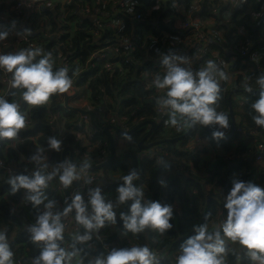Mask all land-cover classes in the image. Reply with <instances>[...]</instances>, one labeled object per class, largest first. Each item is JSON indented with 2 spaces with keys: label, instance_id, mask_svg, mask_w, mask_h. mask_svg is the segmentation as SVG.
Returning <instances> with one entry per match:
<instances>
[{
  "label": "clouds",
  "instance_id": "obj_1",
  "mask_svg": "<svg viewBox=\"0 0 264 264\" xmlns=\"http://www.w3.org/2000/svg\"><path fill=\"white\" fill-rule=\"evenodd\" d=\"M23 32L28 33L30 29L25 28ZM8 36L9 30H0V41L6 40ZM41 51L36 47L0 53V70L11 74L10 87L22 89V101L31 106L45 105L52 94L65 93L72 86L68 69H54L51 53L41 55ZM160 63L166 71L162 77L157 75L153 84L157 89L164 90V95L156 98V105L167 111L168 124L176 127L178 131L196 124L217 125L211 136L213 139H222L225 135L223 130L229 127V117L224 112L216 111L214 105L220 99L221 91L217 77L221 80L227 79L225 72L212 60L207 61L203 68L193 71L183 66L187 63V58L175 53L163 54ZM256 83L260 91L259 98L250 106L255 113L252 119L256 125L264 128V75L257 77ZM244 88L245 91L252 90L248 84ZM25 126L26 116L20 110L19 103L0 96V140L17 138ZM122 135L131 140L130 135ZM62 147V140L55 136L47 138L48 149L60 152ZM42 152L43 149L38 148L29 157L30 161L39 165L31 175L11 176L7 183L12 193L20 189L26 190L27 199L38 212L35 223L28 231L31 233V242L36 245L43 242V247L40 248L39 255L33 257L32 264H69L76 252H66L57 244V241L64 239L61 217L74 210L75 221L85 230H90L84 235L76 236V240L84 242L91 238L90 232L103 228L106 221L116 223L114 204L112 200H106L101 188L96 186L88 190L87 202L80 193H76L62 212H54L52 209L55 201L48 199L45 193L48 182L58 177L60 184L67 189L90 165L85 161L78 170L66 158L51 172L45 173L43 169L47 164L42 163L46 159ZM138 178L139 172L136 168H130L121 177L123 183L116 189V203L128 205V213H121L120 216L123 228L126 233L132 234L144 232L146 229L164 234L173 227L170 222L173 217L172 205L147 199L145 191L134 183ZM159 183L164 186L166 182L160 180ZM42 204L44 210L41 212L39 206ZM89 207L91 214L88 212ZM223 207L226 209V217L219 229L210 232L207 223L193 226V234L180 245L176 264H223L224 256L221 254L226 252L224 237L238 243L252 262L264 264V188L251 181L234 179L232 187L224 195ZM0 264H14L13 252L3 230H0ZM89 264H160V261L147 245H133L112 248Z\"/></svg>",
  "mask_w": 264,
  "mask_h": 264
},
{
  "label": "trees",
  "instance_id": "obj_2",
  "mask_svg": "<svg viewBox=\"0 0 264 264\" xmlns=\"http://www.w3.org/2000/svg\"><path fill=\"white\" fill-rule=\"evenodd\" d=\"M106 1H107L106 3H103L104 10L110 16L111 20L109 24L105 26L103 31L104 34H102L101 40L103 42V45L113 44L117 41V39L121 37H126L128 39V37H130V35L134 33L135 28L138 27H143V28L158 27L160 30L164 31L169 35L174 34L176 32V30L172 28V24H167V25L162 24L161 13L164 10L162 6L161 7L159 6V9L153 11V13L151 14L153 20H155L154 22L149 20L146 21L145 23L133 24V22L129 20L130 14L127 15L121 12L117 13V11L116 12L111 11L114 4L113 1L116 0H106ZM134 1L140 4L141 3L144 4L142 6L141 12L145 11L144 6L146 7L154 6L155 4L153 0H134ZM84 2L87 3L90 9H92L102 4L103 0H78V2L76 0L77 5L78 4L81 5ZM246 2L250 3L251 7H253L255 0H246ZM257 5L258 6L257 7L254 6L253 9H256V11L258 12L255 13H260L261 16L259 17L258 24L255 26L256 28L254 29V31L255 32L258 31L259 33L260 26L264 22V0H259V4ZM136 7L137 6L133 7L132 11H138L136 10ZM46 11L47 13H49V16L51 17V23H55L51 12H49V10H45L44 12L46 13ZM206 12H207L206 14L209 13L208 11ZM75 13L79 14V12H76V10ZM72 17H75V15L70 11L68 14L64 16V20H63V22H65L64 24H66V21L71 20ZM79 18H82V21H84V27L79 28L75 32V35L73 37H71L70 35L62 36V40L66 42V44L71 43L72 48L75 50L73 52L74 57H78L80 59V65L84 66L85 60L88 57V53L92 50L90 43H92L91 33L93 31V25L90 23V20L87 17L80 15ZM115 19L120 21L118 23L119 24L122 23V25L118 33L115 32L113 34H110L108 29L109 27H111V23L115 22ZM108 20H109L108 18L103 19L104 21L103 23H106ZM246 20H248L247 24L251 22L249 17ZM39 21L40 23H42L41 19H39ZM59 21L62 27L64 24L61 23L60 19ZM221 22H223L222 28L225 31L228 30V26L225 23V19L222 20ZM167 26H170L171 30H169ZM28 37H30L29 34ZM34 38L35 37H33L32 39ZM221 43H223L224 45H229L230 39L225 41L223 40ZM211 47L212 45H209V49L212 51ZM66 50L67 48L61 49V51L63 52H65ZM45 51H47V49H45ZM158 58H159L158 54L155 53L154 47L150 43L149 48L144 47L137 51L135 50L134 52L130 53L128 57L121 59L120 65L122 69L124 68L123 69L124 75L121 78H117L118 71L117 69H114V72H110V71L103 72L102 75L92 78L89 82L91 96L95 101V103L100 101L99 98L103 97L104 95L114 97L113 96L114 93L115 92L117 93V105L119 104L123 106L115 114H111L109 116H113V115L119 116L122 112H125L124 114L126 115L132 114L134 117L133 119L137 120L138 122L135 125H131L127 131H129L136 125L140 124L141 122L157 121L156 120L157 114L154 110L155 101L150 98L152 92L147 88L145 83L142 81V78L139 77V73L141 69L145 70L146 68H151L153 64L152 60L155 61ZM259 59L260 60L256 62L253 63L250 62L249 66H247V71L245 73L246 75L244 79L241 76L236 75V70H237L236 63L235 64L233 63L229 66V70H230L229 73L231 75L230 85L228 83L227 85L224 86V82L226 79L221 80L219 79V77H217L221 91H220V99L216 102L214 107L216 108V111L224 112L229 117V127L226 130V134L222 139L228 137L231 134V120H230L229 105H228V95L231 92H234L232 97L241 96L243 98V102L241 104L239 103L235 104L231 101L232 111L234 117L237 120L236 124L242 129L248 131L252 129H257L258 131L264 134V128L256 125L255 122L253 121L252 116L255 113L250 107L251 104L256 99L259 98L260 89H259V85L256 83L257 77H259L260 75H264V56L263 58H259ZM242 60H244V58H242ZM207 61H209V59L207 58L206 55V61L203 63L202 68L206 66ZM215 63L217 64V62ZM222 65L223 64H217V66L222 71H224ZM1 73L6 74L7 72H1ZM108 73H112V75H109ZM157 74L162 75L160 73ZM89 76H94V75L85 72L79 74L77 83L78 84L82 83ZM245 84H248L252 90L245 91L244 88ZM13 91L14 89H12L10 94L7 96V100L11 101L10 95L12 94ZM103 114L105 118L104 121L101 123H97L95 121L94 123L98 129L100 128L103 129L105 126L110 125L108 124V119H107L109 116L106 113ZM34 117L36 119L34 128L25 132L23 136L27 140H25V142L22 143L16 151L8 150V149L4 150L2 140H0V159H5V158L11 159L10 157H12L13 159L11 160L17 163L20 157H22L24 161H26V163L18 166L20 167V173L18 175L21 174L31 175L32 171L38 168V164H35L29 159V157L32 154H34L38 148L41 147L43 149L42 155L46 156L47 167H51L53 169L56 167L58 163H61V151L66 147L74 146L73 137L70 135H66L63 136L62 138L63 147L60 152H56L55 150L48 149L47 138L49 136L56 135V130L54 126L49 125L40 120L41 117L40 110L34 111ZM105 122H107L106 125ZM157 123L158 124H156L150 136L151 142L170 140L182 135L187 130L185 129L183 132L176 134L175 136H168L164 132L165 122L159 121ZM103 125L105 126L103 127ZM206 127L211 131V133L213 130L217 129V127H213V126H206ZM196 129H199L200 134L209 145L220 146L225 150L227 149L233 150L231 152L228 151L226 155L238 153L242 150L241 148L244 146L243 141L240 140L239 142V136L241 135H239L237 132H234L229 139L222 140V139H213L211 134H208L204 130L202 125L199 124L194 125L193 132H195ZM145 133H146L145 128L142 127L138 131L130 134L131 140L127 139L126 136L124 135L116 133L118 138L127 141L128 145L133 149V152H128V153L126 152L122 156H120V158L115 156L114 160L102 170H111V171L119 170L123 176L127 173V171L130 168L134 167L139 172L138 179L141 180V182H138L136 180L134 181V183L145 191V197L147 199L158 200L161 202V204L172 202L174 199H177L180 202L183 201L182 206L184 212L181 215L172 217L170 222L172 223L173 227L164 233V235L168 237L167 241L165 242L166 245H169L168 248L167 246L166 247L159 246L165 248V254L158 257L160 264H176V257L180 252V245L186 238H188L190 235L193 234V226L207 223L208 231L210 232L214 231V227L217 225L215 224L216 221L222 222V220L226 217V209L223 207L224 195H226L229 189L232 187L233 180L238 179L246 182L250 181V175L253 172V167L251 166L249 161H240L234 164H230L229 161L220 160L218 164H216L215 162L213 169L210 168V170L206 171V176H205V173H203V171L201 170V168L203 167L208 168L209 164L207 165L205 163V160H203L202 163L201 161L202 159H200L198 155H193L178 151V148H183L185 146L187 139L192 136V133L188 138L184 139L183 141L177 143L169 142L162 144L160 146L161 148L162 146H170L165 148V150L168 151L164 156L166 159L169 158V151L171 148H175L177 150L176 151L172 149L176 153L177 157L186 163L182 167V169H178V164H175V161H173L172 164L168 166L164 163H160L161 161L160 158L162 157L163 153L158 154L155 159L138 158L135 154V152L138 151L137 144L145 136ZM36 135L39 136L37 138V144H34L31 140H29V138L35 137ZM234 141H238V144L234 143L232 148H230L231 144ZM87 160L91 161V158L85 159V161ZM76 161L80 163L84 161V159L77 157ZM168 164H170V162ZM185 170L186 171L192 170L193 174H189L187 178H185L184 180L183 176L178 175L177 171L182 172L184 174ZM167 176L168 179H165ZM230 179H232V181ZM160 180H164L166 182L164 186H161V184L159 183ZM200 180H204V185L201 184ZM262 181L263 180L260 179V183H262ZM122 183L123 181L121 179L115 181L110 185H108V190L112 192H116L117 187ZM75 184L76 183L73 182L72 185ZM206 185H211V189L213 190V192L212 190L206 192L205 189L203 188V186ZM189 188H193L196 193L191 199V207L188 206L189 200H187V198L184 197L187 189ZM23 190L24 189H20L17 192L12 193L10 190V185L7 183V178L0 170V230L6 232L10 249L13 252V260L15 261L16 259H21L24 264H32L33 257L39 255V251L40 248H42V246L40 244L39 245L34 244L33 242H31L29 238L31 233L28 231V228L35 223L36 216H35V209L32 207V203L27 199L26 190H24L26 194V199L30 205L24 208L23 210L19 209V212L16 215H14L12 212V205L16 204L19 201ZM220 190H221V196L219 197L217 191ZM48 197L51 200H54L55 203H59V200L63 202L62 200L63 198L60 195L58 196L55 195V192L53 198L51 196ZM41 206L42 205H40L39 207V211L41 209ZM216 208H218L221 211L222 213L221 215L216 216L217 215L216 212L217 210H215ZM22 213L26 214L29 217V221L31 223L30 226L23 225L20 222V215ZM121 213L124 214L128 213L127 204L122 205ZM206 214H207V219H205ZM116 223L122 229V231L125 232L123 228L122 220L119 219L117 220ZM12 234L14 235V239L10 241L9 236H11ZM153 236L154 235L151 229H146L144 232L135 234L136 245H147L148 247H150L149 245L152 242ZM122 247H130V246L126 241L118 240L115 236L110 235L108 237V250H111L112 248H122ZM240 247L241 246L236 242H233L232 246L230 245L225 246L226 252L224 254H221L224 256L223 264H255V262H252L245 255V253L239 255V252L237 250H239L238 248ZM72 250L78 252L83 256L84 264H89L90 260H88L89 258L88 254L74 247Z\"/></svg>",
  "mask_w": 264,
  "mask_h": 264
},
{
  "label": "built area",
  "instance_id": "obj_3",
  "mask_svg": "<svg viewBox=\"0 0 264 264\" xmlns=\"http://www.w3.org/2000/svg\"><path fill=\"white\" fill-rule=\"evenodd\" d=\"M156 1V0H155ZM55 0H15L14 9L16 11V14L18 16H22L23 14H26L32 18L37 16L38 19H41L42 21L45 18V10H51L52 6L54 4ZM78 2V0H77ZM106 0H103L102 4L98 5L96 8L90 9V7L87 5V3L76 4V12H79L84 17H87L90 20V23L93 25V31L91 33L92 37V43L91 47L92 50L88 53V57L85 60L84 66L80 65V59L78 57H74L73 52L75 51L72 48L71 43L66 44L63 40H61V37L64 36L65 33V27H60V29L55 33L51 34L50 29L44 30L39 34V37L37 38H30L28 37V33L23 31H17L14 33V36L11 40L10 46L15 47H25V48H36L39 47L42 50L43 43L45 40L49 38L55 37L56 40H54L55 46L58 48V53L56 57V66L54 68H60L65 67L68 69V73L72 78V86L69 90H71L74 85L78 81L79 74L85 72V73H91L96 76L102 75L103 72H114V69H117L118 76L117 78H121L124 75V68L122 69L120 65V61L122 58L128 57V55L135 50L142 49L144 47H148L151 43V45L154 47V51L156 54H158L159 58L157 60H152V67L146 68L145 70H140L139 77L142 78V81L145 83L147 88L152 92L150 95V98L155 101V112L157 114V120L158 121H164V132L168 136H175L176 134H179L183 132L186 127L181 128L179 131L176 129V127L171 126L168 124V113L165 110H161L156 105V98L158 96L164 95V90L157 89L154 84L153 80L158 75L157 73H160L161 77L164 75L166 69L165 67L160 63V60L162 59L163 54H169V53H179L178 48L180 47L182 49V52L180 54L183 57L187 58V63H185L183 66L186 68H190L193 71H197L200 68H202L203 63L206 61V55L207 53H211L212 51L209 49V45L215 44L217 39H221V31L220 28H222V22L218 24V29L211 28L209 26V23L206 22L203 24L205 18H203L199 12L191 11L189 14L186 15V17L180 21V26L178 30L174 34H167L164 31L160 30L158 27L154 28L153 35L150 37V41H148L144 36V28L138 27L135 28L134 33L128 37H121L117 39V41L113 44L103 45V42L101 40L102 34L104 31L105 26L109 24L110 22V16L107 14V12L104 10L103 3H106ZM115 4V1H113ZM118 5V1L117 4ZM158 3H155L153 8L156 10L159 9ZM137 6V3L134 0H127L125 3L120 4V12L124 14H130L129 20L133 22V24L138 23H145L146 16L141 11H132L133 7ZM119 12V13H120ZM65 16V11H62V13L59 16V19L61 20V23L63 22ZM256 18H259L261 16L260 13L254 14ZM108 18L109 20L106 23H103V19ZM225 19V23L228 27L232 28L234 30L233 33V42L231 43V52H232V58H236L241 60L239 62L243 63L245 62L242 60V58H245L248 56V60H251L252 62H256L258 59V55L255 53H250V47L253 45L251 41L252 38L249 35V32H247V25L244 19L241 18H234L229 15L223 16ZM118 19V18H117ZM208 21V20H207ZM120 21L117 20V33L120 29V24L118 23ZM67 25V24H64ZM114 25V22L111 23V26ZM208 26V27H207ZM259 33L264 34V22L261 24ZM17 33H20L17 35ZM259 41V39H258ZM257 39L256 43H258ZM8 45H0V53H8L11 52L7 50L9 48ZM54 46V47H55ZM62 48H67L65 52L61 51ZM79 60V61H78ZM247 60V61H248ZM223 69L227 71L229 63H223ZM1 72H4L0 70ZM245 71H240L239 69L236 70V75L241 76L243 79L245 78ZM227 79L229 78V75H226ZM4 84H7V88L5 91L0 94V96H4L5 99H7V96L12 91V88L10 87L11 82L5 81ZM225 86V84H224ZM68 90V91H69ZM54 97L52 98L51 102L58 104L60 107L64 108L65 105H67V91L65 93L56 94L54 93ZM77 93L72 92V97H76ZM78 97V96H77ZM243 100L240 99L238 103L240 104ZM26 116V126L24 129H22L15 139H4L2 140V144L4 146V150H17L18 147L27 140L23 135L28 130L34 128L35 121L32 119V114L29 110L23 108L20 109ZM48 112V111H47ZM93 113V121L97 123H101L104 121V114L102 110L95 109L91 111ZM125 112H122L119 116H109L108 124L117 127L120 131H127L131 125L137 124V120L133 119V115H126ZM45 117L47 119V124L52 125L56 128H59V133L54 135L57 137V139L62 140L63 138V130L60 128L62 125L61 115L60 114H54L51 115L49 112L45 113ZM87 116L83 115L81 117V121L77 124L78 128H83L85 124H89L92 122V120ZM213 127H218L217 125H209ZM226 130H223L226 134ZM114 132V131H113ZM235 132H237L239 135L243 137L244 146L241 148L242 150L238 153L234 154H228L226 155V160L229 161H249L251 166L253 167V172L250 175V181L261 186L264 188V134L258 131L257 129H252L250 131L240 128L237 124H235ZM39 135H36L35 137L29 138L34 144H37V138ZM107 145L104 144V147ZM41 148V147H40ZM42 149V148H41ZM165 149V148H164ZM167 151V150H166ZM178 151L183 153H189L193 155H198L200 159H203L207 151L206 143L202 135L200 134L199 129H196L195 132H192V136L187 139V142L183 148L178 149ZM163 153V149L154 147L150 150L141 151L138 150L135 152L136 156L138 158H156L158 154ZM74 154L77 157H80L82 159H88L91 158V162L93 165H97L100 163H103L106 161L108 157V151L107 149H99L95 150L94 146H91L86 150L83 154L80 153L77 150H74ZM93 154V155H92ZM166 154V153H165ZM92 155V156H90ZM45 156V155H44ZM46 157V156H45ZM11 159L5 158L0 159V170L3 172L4 176L7 178L11 176L18 175L20 173V167H18L19 162H23L24 159L20 157L19 161L17 163L13 162ZM26 163V161H24ZM47 159H45L42 163H46ZM39 167V165H38ZM53 169L51 167H46L43 169L45 173L51 172ZM35 171V170H33ZM32 171V172H33ZM108 172V171H106ZM93 172H87L84 171L81 173L80 178L74 183L75 185H71L69 187V196L68 199L71 203L72 197L76 193H80L82 197L84 198L85 202H87L88 199V190L91 189V186L94 182L97 180V176L94 175ZM189 174H193L192 170H185L184 176L187 178ZM101 177L104 178V181H106V177L101 175ZM260 179L263 180L262 183H260ZM138 182H141V180L137 179ZM48 185L52 190L55 192L56 195H60L63 200H66L65 194H64V187L60 184L58 177H54L51 181L48 182ZM103 190H105L106 186L102 187ZM195 191L193 188H189L186 191L185 198L189 200L188 206L191 207V199L195 195ZM30 204L26 199L25 191L23 190L21 198L16 204L12 205V212L14 215H16L19 212V209H24L28 207ZM44 208H41L40 211L42 212ZM63 210H57V212H62ZM89 214H91V209L89 207L88 209ZM224 220V219H223ZM222 220V222H223ZM20 222L23 225L30 226L29 217L22 213L20 215ZM61 222L64 225V232L63 235H68L72 239H76L77 235H81L80 230L78 229L77 225L73 222V219L70 214L67 216L61 217ZM107 221L105 222V226L101 229H99L97 232H90V235L92 238L102 247V249L107 253L108 251V230L109 225H107ZM90 231V230H87ZM227 243L225 246L230 245L232 246L233 242L231 240H227ZM40 245L43 247V242L40 243ZM66 252H73V247L69 243H64V247ZM155 252L157 258L161 255L165 254V248L163 247H155L151 249ZM14 264H24L21 259H16L14 261ZM69 264H77L75 256L71 258L69 261Z\"/></svg>",
  "mask_w": 264,
  "mask_h": 264
},
{
  "label": "crops",
  "instance_id": "obj_4",
  "mask_svg": "<svg viewBox=\"0 0 264 264\" xmlns=\"http://www.w3.org/2000/svg\"><path fill=\"white\" fill-rule=\"evenodd\" d=\"M117 1H118V5H116ZM126 1L127 0H116L115 4H113V8L111 9V11L112 12L117 11V13H119L121 10L120 4H123ZM14 2H15V0H0V30H5V29L9 30V36L6 38V40L0 41V45L1 46L2 45H8L9 48H11L10 51L15 52V51H19L20 49L23 48L21 46L15 47V48L10 46L11 40L14 36V33L17 31H23L25 28L30 29V32H28V34L30 35L31 38L39 37V34L41 32H43L44 30H47V29H50L51 34H55L61 27V24L59 21V16L62 13V11H65V15L68 14L70 11L75 15V17H72L71 20L66 21L67 25L62 26V27L66 28L65 29V33H66L65 35H70L71 37H73L75 35V32L79 28L84 27V21H82V18H79V14L75 13L76 0H55L54 4L52 6V9L49 10V12H51V14L53 16V20L55 21V23H51V17L49 16V13H47V11L45 13V18L42 21V23H40L37 16H35L34 18H32L26 14H23L22 16H18L16 14L15 9H14ZM153 2L160 4L159 6L160 7L162 6V8H164L163 12L161 13L162 24L163 25L172 24V28L174 30H178V28L180 26V21L183 20L186 17V15L189 14V12L196 11V10H197V12L200 13L201 16L203 15L202 16L203 18L206 19V20H204L203 24L208 22L209 26L211 28H215V29H218V24H220L221 21L224 20L223 16L228 15V13H229V15L231 14V16L234 18L244 19L246 24L248 21L246 19L249 17L251 22L247 24V27L249 26V28L247 29V32H249V35L251 36V38L253 40L251 42L254 44L255 40L253 39V36L257 39V41L259 39L258 43H256V46L254 47V49L250 53L253 52V53L258 55L257 61L260 60L259 58H263V56H264V46H263L264 34L258 33V31L257 32L254 31V29L256 28L255 26L258 24L259 18H256L254 16V14H257L255 12H258V11H256V9H253V7L258 6L257 4H259V0H255L253 7H251V4L247 3L246 0H156V1L153 0ZM136 3H137L136 10L142 11V6L144 4H142V3L140 4L138 2H136ZM144 8H145V11H143L142 13L146 16V20L147 21L151 20L154 22L155 20H153L151 14L156 9L153 8V6H147V7L144 6ZM206 11H208L209 13L206 14L207 13ZM260 12H261V10H260ZM13 24L15 25V27H13ZM56 24H57V26H56ZM120 25H122V23ZM120 28H121V26H120ZM154 28L155 27L144 28V36L148 41H150V37L153 35V32H154L153 29ZM167 28L169 30H171L170 26H167ZM108 31L110 32V34H113L117 31V19H115L114 25L109 27ZM220 31H221V39H217L216 43L212 44V47H211L212 52L207 53V58L209 60H215L214 62H217V64L229 63V66H230L231 64L236 63L237 67H238L240 60L236 59V58L235 59L232 58V52L230 50L231 43L233 42V39H234L233 38L234 30L232 28L228 27V30L225 31L223 28H220ZM103 34H104V32H103ZM230 36H231L232 40H231ZM229 39H230L229 45H224L223 43H221L223 40L225 41V40H229ZM49 40L45 41L42 44L43 47H42L41 55H43L45 53H51V59L53 61V67H54V66H56V57H57V53H58V48L55 46V43H54V40H56L55 37L49 38ZM61 40H62V37H61ZM147 48H149V46ZM222 48H223V50H222ZM45 49H47V51H45ZM177 50L179 52L177 54L182 56L180 54V52H182V49L179 47ZM229 66H228L227 71L224 70L225 74L229 75L228 79H226V80L224 79L225 85H227L228 83L230 85L231 75L229 73L230 72ZM88 74H91V73H88ZM108 74L112 75V73H108ZM10 75H11L10 73L3 74L0 72V94H2L5 91V89L7 88V84H4V82L7 80H8V82H11L10 81ZM92 78H95V77L89 76L82 83H80V84L76 83L71 90L67 91V93H68V96L66 98L67 105H65L64 108L60 107L56 103L51 102V100L55 94H52L50 96L49 101L45 105H40V106L28 105L27 103L22 101L21 93L23 90L18 89V88L16 90L14 89V91L10 95L11 101L18 102L20 105V109L25 108V109L29 110L30 113L32 114V119L35 122H36V119L34 117V111H37V110L41 111L40 120L45 122V123H48L47 119L45 117V113L49 112L51 115L60 114L61 120H62V125L60 126V128L63 130L62 134H63V136L70 135L73 137L74 146L72 148L74 150H77L83 154L86 150H88L89 147L94 146L96 151L99 149H107L108 157H109V151H110L109 150V144H108L107 138L103 135V133L101 131L102 128L98 129L97 126H95L92 122H90L89 124H85L83 128L77 127V124L81 121V117L83 116L80 113V110L84 111V112H87V111L91 112L95 108H98V109L102 110L103 113H106L109 116L111 114H115L123 106V105L121 106L119 104L117 105V93L116 92L113 95L114 97L104 95L103 97L99 98L100 101L95 103V101L93 100V98L91 96V91L89 88V82ZM73 91L77 93L76 97H72ZM240 99L243 100V98L241 96H237V97L235 96V97L231 98V101L236 104V103H238V101ZM110 107H112L113 111L110 110ZM234 120H235V124H236L237 123L236 118ZM92 121H93V119H92ZM106 123L107 122H105V125H106ZM105 125H103V127ZM54 128L56 130V134H58L59 128H56V127H54ZM144 128H145L146 132L149 129V127H144ZM186 128L188 129V127H186ZM57 130H58V132H57ZM110 134L112 135V138H113L114 143H115V156L116 157L120 158V156H122L126 152L127 153L133 152V149L128 145L126 140L118 139L116 137L115 132H113V130L110 131ZM240 140L243 141L242 136H239V142H240ZM150 142H151V139L149 137L145 141V144H148ZM205 143H206V148H207V151L205 152L206 156L201 161L203 163V160H205V163L207 165L208 164L209 165H208V168L203 167V168H201V170L203 171V173H205V176H206V171L210 170V168L213 169L215 162H216V164H218V162L220 160L227 161L226 160L227 152L228 151L231 152L233 150L232 149L225 150L220 146H211L206 141H205ZM234 143L238 144V141H234L231 144L230 148H232ZM104 144H106L107 146L104 147ZM160 146L161 145H156L154 147L160 148ZM167 147H170V146H162L163 155L160 158V160L163 162L160 161V163H164L168 166V165H171L173 161H175V164H178V169H182V167L186 163L177 157L176 153L173 151V150H176L175 148L170 149L168 159H166L164 157L165 153L168 152L164 148H167ZM178 149L180 150V148H178ZM66 157H68V154L66 155ZM108 157H107V159H108ZM10 158L13 159L12 157H10ZM74 160H75V162H77L75 154H74ZM84 162H85V160L80 162V163L79 162H77V163L83 164ZM87 162L89 163L90 166H96V165H93L92 162L89 160H87ZM169 162H170V164H168ZM237 162L238 161L229 160L230 164H234ZM24 163H25L24 161L19 162L18 166L21 164H24ZM201 166H202V164H201ZM106 171H108V172H106ZM92 172L95 173L94 175L97 176V180H96V182L93 183L91 188L99 186L102 190V194L104 195L105 199L113 201L114 212L116 213V222H117V220H119L120 216H121L122 205L116 203L115 198L117 196V192H112V191L108 190V185H110L111 183H113L115 181L120 180L122 177V173L119 170L111 171V170H102V169L98 170V171H92ZM177 173H178V175L181 174L180 176H183V178L185 180L186 177L184 176V174L182 172L177 171ZM101 175L106 177V181H104V178L101 177ZM165 179H168V176ZM204 180H200L201 183L202 182L204 183ZM202 185H204V184H202ZM103 186H106L105 190H103V188H102ZM203 188L205 189L206 192H209L212 190L211 185L203 186ZM47 192H48V194H47ZM212 192H213V190H212ZM45 193H46L47 197L48 196H51L52 198L54 197V192L51 190L49 185L45 189ZM217 194L218 195L220 194L219 195V197H220L221 196V190L217 191ZM185 195H186V193H185ZM48 199H50V198L48 197ZM45 202H47V201H45ZM182 202H180L177 199H174L172 202L167 203V204L172 205L173 216L181 215L184 212ZM66 205H67L66 200H63V202L59 200V203H54V207L52 210L54 212H57L58 209L63 210L64 207H66ZM41 208H43V204H42ZM218 211H217V213H218ZM37 214H38L37 209H35V216ZM69 214L71 215V213H69ZM221 214L222 213H220L219 215H221ZM107 223H108L107 225H109V230L107 232L108 237L110 235L115 236L118 240L126 241L129 244V246L136 245L135 234H132L131 232H127V233L123 232L122 229L117 225V223H115V224H111L109 222H107ZM220 224L221 223L217 224L214 227V229H219ZM152 233L154 236H153L152 242L149 245L150 250L152 248L157 247V246H164V247L167 246L165 244V242L168 239L167 236H165L164 234H160L155 230H152ZM9 237H10V241H12V239H14L13 234ZM224 239H225V244H226L227 243L226 241L228 238L224 237ZM76 241L83 246H87V247L90 246V244L87 241H84V242H81L78 240H76ZM64 243H67V242L62 241V248L64 247ZM238 249L239 250H237V251L239 252V255L240 254L242 255V253H244V252L241 250V247ZM73 252H74V250H73ZM75 258H76L77 264H84L83 263V256L81 254H79L78 252H76ZM94 259L95 258L92 256H89V258H88V260H90V261H94Z\"/></svg>",
  "mask_w": 264,
  "mask_h": 264
},
{
  "label": "water",
  "instance_id": "obj_5",
  "mask_svg": "<svg viewBox=\"0 0 264 264\" xmlns=\"http://www.w3.org/2000/svg\"><path fill=\"white\" fill-rule=\"evenodd\" d=\"M253 39L256 41V38L254 36H253ZM255 46H256V42H254V44L251 46L250 52L254 49ZM7 50L10 51L11 48H8ZM244 60L247 61L248 60V56H246L244 58ZM233 94H234V92H231L228 95L229 115H230V120H231V134L228 137H226V138H224L222 140L229 139L233 135V133L235 132V120H234L235 118H234V114H233L232 107H231V98H232ZM80 113L82 115H88L91 120L93 119V113L92 112H89V111L84 112V111L80 110ZM92 123L94 124L93 121H92ZM156 124L157 123L155 121H144V122H141L140 124L136 125L135 127H133L132 129H130L127 132L119 131L116 127L111 126V125L105 126L101 131H102L103 135L108 140L109 150H110L109 151V157L102 164H99V165H96V166H90L86 171H98V170H101V169L105 168L106 166H108L114 160V158H115V143H114V140L112 138V135L110 134L111 130H114V131H116L117 133H119L121 135H122V133H126V134L130 135V134L138 131L142 127H149V129L145 133V136L137 144V148L139 150L145 151V150H148V149H150V148H152V147H154L156 145H162V144L169 143V142L177 143V142L183 141L184 139L188 138L191 135V133L193 132V129H194V125H193L190 128L188 127V129L182 135H180L178 137H175L173 139L156 141V142H150L148 144H145V141L150 137V135L153 132V129L156 126ZM203 128L208 134H211V131L206 126H203ZM67 154H68V157H66ZM66 158L70 162L75 164L78 169H79L80 165H82V164H79V163L75 162V160H74V149L72 147H66V148H64L61 151V162H63ZM64 193H65L66 203L70 204V201L68 199V196H69L68 188L67 189L64 188ZM70 213H71L73 222L77 225L78 229L80 230L81 235H84L87 230H85L82 225H79L75 221V219H74V215H75L74 210H73V212H70ZM63 237H64V239L62 241H65V242L69 243L74 248H77V249L81 250L82 252H84V253H86L89 256H92L94 258H96L99 255L106 254V252L92 238V236H91V238L89 240H87V242L90 244L89 247L81 245L80 243H78L76 240L72 239L68 235H63ZM62 241H57V244H58L59 247H62Z\"/></svg>",
  "mask_w": 264,
  "mask_h": 264
},
{
  "label": "rangeland",
  "instance_id": "obj_6",
  "mask_svg": "<svg viewBox=\"0 0 264 264\" xmlns=\"http://www.w3.org/2000/svg\"><path fill=\"white\" fill-rule=\"evenodd\" d=\"M79 16H80V15H79ZM250 62H252V61H251V60H248L247 62L240 63V64L238 65L237 69H239L240 71H245V72H246V71H247V66H249ZM252 63H253V62H252ZM110 110L113 111V110H112V107H110ZM63 114H64V113H63ZM57 132H58V130H57ZM116 137H117V134H116ZM117 138H118V137H117ZM118 139H120V138H118ZM120 140H121V139H120ZM137 150H138V149H137ZM230 180L232 181V179H230ZM200 182H201V181H200ZM201 184H204V183L202 182ZM219 195H220V194H219ZM219 195H218V196H219ZM215 210L218 211L219 209L216 208ZM217 211H216V212H217ZM220 213H221V211L219 210L217 214L219 215ZM215 214H216V213H215ZM218 215H216V216H218ZM221 219H222V218H221ZM224 219H225V218H224ZM219 223H222V222L216 221L215 224H219ZM214 230H217V229H214ZM168 246H169V245H167V248H168Z\"/></svg>",
  "mask_w": 264,
  "mask_h": 264
}]
</instances>
